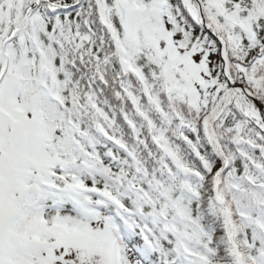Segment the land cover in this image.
<instances>
[{
  "label": "snow or ice",
  "instance_id": "6c2138e0",
  "mask_svg": "<svg viewBox=\"0 0 264 264\" xmlns=\"http://www.w3.org/2000/svg\"><path fill=\"white\" fill-rule=\"evenodd\" d=\"M0 264H264V0H0Z\"/></svg>",
  "mask_w": 264,
  "mask_h": 264
}]
</instances>
